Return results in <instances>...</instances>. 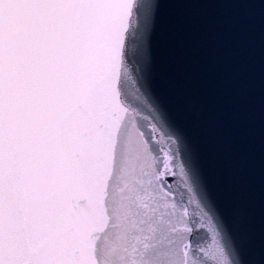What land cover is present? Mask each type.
I'll return each instance as SVG.
<instances>
[{"label":"snow or ice","instance_id":"1","mask_svg":"<svg viewBox=\"0 0 264 264\" xmlns=\"http://www.w3.org/2000/svg\"><path fill=\"white\" fill-rule=\"evenodd\" d=\"M157 4L0 0V264H244L155 90Z\"/></svg>","mask_w":264,"mask_h":264},{"label":"water","instance_id":"2","mask_svg":"<svg viewBox=\"0 0 264 264\" xmlns=\"http://www.w3.org/2000/svg\"><path fill=\"white\" fill-rule=\"evenodd\" d=\"M152 46L155 90L244 264H264V2L158 0Z\"/></svg>","mask_w":264,"mask_h":264}]
</instances>
